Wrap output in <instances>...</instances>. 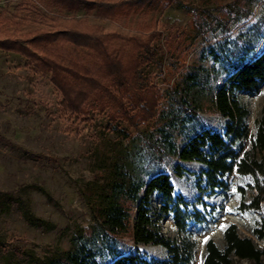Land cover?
<instances>
[{
  "label": "trees",
  "instance_id": "1",
  "mask_svg": "<svg viewBox=\"0 0 264 264\" xmlns=\"http://www.w3.org/2000/svg\"><path fill=\"white\" fill-rule=\"evenodd\" d=\"M34 1L48 13L67 15V19L0 38V50L20 54L34 71L50 74L68 113L84 120L93 119L95 113L107 114L108 131L127 140L114 143L110 149L114 155L99 157L93 167L95 176L85 184L82 194L90 224L76 228L70 247L57 246L36 256L35 264H192L197 243L189 228L205 217L195 203L174 194L169 170L182 178L187 171L180 161L202 163V178L213 184H223L219 178L234 171L247 176L254 194L241 206L261 210L264 106L250 136L251 112L240 98L256 95L264 87V10L255 15L258 0L229 3L225 19L201 14L204 17L196 22L201 33L221 37L209 42L164 93L151 84L148 71L163 62L158 21L143 22L134 27L135 33L124 34L82 27L76 16L84 10L98 19L121 23L177 0ZM34 8L42 11L37 4ZM233 26L241 27L233 31ZM203 112L224 117L225 133L206 126L200 118ZM153 119V129L141 128ZM248 139L251 146L246 149ZM24 214L32 218L27 210ZM165 217L174 221L180 241L162 232L159 223ZM251 233L264 242V215ZM127 234L139 244L164 246L168 257L149 260L128 254L119 243ZM224 240V247L213 239L207 241L203 264H240L241 260L264 264V247L241 235L236 224L224 230Z\"/></svg>",
  "mask_w": 264,
  "mask_h": 264
},
{
  "label": "rangeland",
  "instance_id": "2",
  "mask_svg": "<svg viewBox=\"0 0 264 264\" xmlns=\"http://www.w3.org/2000/svg\"><path fill=\"white\" fill-rule=\"evenodd\" d=\"M235 1L241 0H177L169 6L148 8L121 23L98 19L84 10L76 17L82 27L124 34L135 33L134 27L143 22L158 21L163 62L160 67L151 65L148 71L151 84L164 93L183 69L199 59L209 42L221 37L219 33H201L196 25L204 17L201 14L225 19L229 16L225 6ZM257 2L255 15L264 10V0ZM35 4L42 11L34 8ZM57 18L67 19V15L48 13L34 0H0V38L49 28ZM240 27L233 26L232 30ZM26 62L20 54L0 50V264H35L36 256L57 246L70 247L76 228L91 222L82 192L86 182L95 176L93 167L99 164V157L114 155L110 149L116 141L127 143L108 131L107 114L95 113L93 119L84 120L68 113L50 74L38 73ZM240 98L251 112V136L264 106V87L256 95ZM200 118L206 126L225 133L226 119L221 115L203 112ZM154 121L141 128L153 129ZM125 126L131 128L127 123ZM245 145L246 149L251 146L249 139ZM180 163L187 171L182 178L169 170L174 194L195 203L205 217L202 223L189 228L191 239L197 243L192 264H203L208 240L224 247V230L230 224H236L241 235L253 237L264 247V242L251 233L264 215V202L261 210H243L241 206L254 194L248 187L251 180L234 171L219 178L223 184H213L202 178V163ZM154 204L159 205L157 198ZM25 210L32 218L25 216ZM159 224L166 236L181 240L171 217L163 218ZM119 243L128 254L149 260L168 257L164 246L139 244L131 234L120 237ZM240 264L251 263L241 260Z\"/></svg>",
  "mask_w": 264,
  "mask_h": 264
},
{
  "label": "bare ground",
  "instance_id": "3",
  "mask_svg": "<svg viewBox=\"0 0 264 264\" xmlns=\"http://www.w3.org/2000/svg\"><path fill=\"white\" fill-rule=\"evenodd\" d=\"M177 180V179H176Z\"/></svg>",
  "mask_w": 264,
  "mask_h": 264
}]
</instances>
